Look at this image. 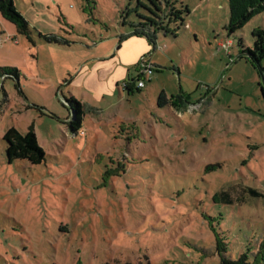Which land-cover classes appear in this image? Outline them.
Segmentation results:
<instances>
[{
	"label": "rangeland",
	"instance_id": "obj_1",
	"mask_svg": "<svg viewBox=\"0 0 264 264\" xmlns=\"http://www.w3.org/2000/svg\"><path fill=\"white\" fill-rule=\"evenodd\" d=\"M12 3L28 31L0 13V68L16 69L0 71V264H220L217 238L224 256L252 252L264 236V80L239 55L264 9L230 34L227 0ZM31 125L44 160L8 162L4 131ZM221 191L229 203L214 201Z\"/></svg>",
	"mask_w": 264,
	"mask_h": 264
},
{
	"label": "trees",
	"instance_id": "obj_2",
	"mask_svg": "<svg viewBox=\"0 0 264 264\" xmlns=\"http://www.w3.org/2000/svg\"><path fill=\"white\" fill-rule=\"evenodd\" d=\"M229 8V18L227 23V31L231 34L237 29L241 28L248 20H250L254 15L260 13L264 9V0H227ZM0 13L1 15L11 21L16 29L20 32H27V23L21 14L15 9L12 0H0ZM143 23H141V26ZM145 27H136L134 33L142 34L145 32L143 29ZM156 28V27H154ZM161 28V27H157ZM150 41H154V32H145ZM254 42L252 48L243 47L241 41L238 44L242 46L239 57H245L249 59L252 63L256 64L259 69V74L264 80V66H261L260 60L264 57V29H257L253 32ZM47 41L57 42L55 37H44ZM3 74H8L9 72H16L13 67H3L0 68ZM125 90L131 92L132 85L129 81L125 82ZM137 89V88H136ZM157 103L159 106L168 103V99L164 92H161L158 96ZM172 106H178L181 102L170 101ZM63 105L71 111L69 115L70 129L75 133L77 128L81 125V116L83 114V108L81 103L71 97L70 99H64ZM2 139L5 142V152L8 162H11L15 158H20L27 160L30 164H39L44 160L45 153L43 149L38 145L36 135L33 126H29L28 129L21 133L14 127L7 128ZM252 195H259V193L254 189H249ZM219 197L224 202L229 203L231 197L228 192L221 191L218 194H214L213 199ZM216 248L220 254V264H264V236L259 240L256 247L252 252H241L235 259L224 256L223 252L226 251L225 243L217 238Z\"/></svg>",
	"mask_w": 264,
	"mask_h": 264
},
{
	"label": "built area",
	"instance_id": "obj_3",
	"mask_svg": "<svg viewBox=\"0 0 264 264\" xmlns=\"http://www.w3.org/2000/svg\"><path fill=\"white\" fill-rule=\"evenodd\" d=\"M151 73V69L149 66L147 65H143L141 68H139L138 70V75L137 77H135V79L133 80L134 81V84H132L135 88L139 89L141 87H143L145 85V82H144V78L149 75ZM149 77V76H148ZM124 85V88L126 86V83L123 84ZM194 109V106H190V110L191 109Z\"/></svg>",
	"mask_w": 264,
	"mask_h": 264
},
{
	"label": "crops",
	"instance_id": "obj_4",
	"mask_svg": "<svg viewBox=\"0 0 264 264\" xmlns=\"http://www.w3.org/2000/svg\"><path fill=\"white\" fill-rule=\"evenodd\" d=\"M71 97L75 98L72 94H71ZM76 99V98H75Z\"/></svg>",
	"mask_w": 264,
	"mask_h": 264
}]
</instances>
